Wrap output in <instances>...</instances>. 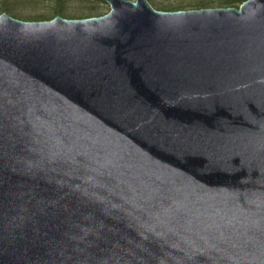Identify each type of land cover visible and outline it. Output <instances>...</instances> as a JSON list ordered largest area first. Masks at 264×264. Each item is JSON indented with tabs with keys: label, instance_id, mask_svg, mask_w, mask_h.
I'll use <instances>...</instances> for the list:
<instances>
[{
	"label": "water",
	"instance_id": "95a60500",
	"mask_svg": "<svg viewBox=\"0 0 264 264\" xmlns=\"http://www.w3.org/2000/svg\"><path fill=\"white\" fill-rule=\"evenodd\" d=\"M0 15V264H264V0Z\"/></svg>",
	"mask_w": 264,
	"mask_h": 264
},
{
	"label": "trees",
	"instance_id": "16d2710c",
	"mask_svg": "<svg viewBox=\"0 0 264 264\" xmlns=\"http://www.w3.org/2000/svg\"><path fill=\"white\" fill-rule=\"evenodd\" d=\"M20 1H28V0H0V15L7 14L13 16L16 20L19 19L23 20V22H44V21H51L56 17H61L67 20H82V19H89V18H96L101 17L103 14L100 13V5L104 4V0H42L52 4L53 9L50 16H36V17H21L14 13L13 6ZM150 1V0H147ZM247 0H220L216 6L208 3H204L202 1L196 3L192 6L191 11L193 10H201V9H210V8H217V9H225V8H235L238 9L242 3ZM79 2H92L95 4V7L90 9L87 14H81L79 16H71L66 13V6L70 3ZM155 10V9H154ZM161 12H177L185 10L181 6L176 7H159L156 11ZM10 16V17H11Z\"/></svg>",
	"mask_w": 264,
	"mask_h": 264
},
{
	"label": "rangeland",
	"instance_id": "374dc122",
	"mask_svg": "<svg viewBox=\"0 0 264 264\" xmlns=\"http://www.w3.org/2000/svg\"><path fill=\"white\" fill-rule=\"evenodd\" d=\"M127 1L133 3L135 2V0H127ZM200 1L216 6L220 0H150L148 1V3L155 10L159 9V7L181 6L185 9L183 11H191L192 6H194L196 3ZM93 7H95V4L92 2H84V3L74 2L68 4L65 9L68 15L79 16L81 14H87L88 11ZM52 9H53L52 4L42 0L20 1L13 6L14 13H16L21 17L50 16L52 13ZM210 9H217V8H210ZM109 11H110V7L107 3L100 5V13L103 14L102 16L108 14ZM9 16L11 15L9 14ZM11 17L13 18V16Z\"/></svg>",
	"mask_w": 264,
	"mask_h": 264
}]
</instances>
